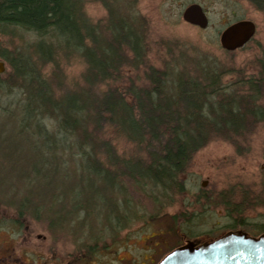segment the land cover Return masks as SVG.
<instances>
[{"label":"trees","instance_id":"1","mask_svg":"<svg viewBox=\"0 0 264 264\" xmlns=\"http://www.w3.org/2000/svg\"><path fill=\"white\" fill-rule=\"evenodd\" d=\"M249 1L264 9V0ZM81 7L79 0H0V34L22 28L33 35L19 47L0 45L6 65L0 73V198L16 213L10 222L18 230L27 218H44L53 230L69 226L84 242L74 257L86 263V252L91 256L105 236L115 240L137 218L124 200L123 180L150 199L151 216H161L165 200L182 193L180 176L194 152L215 137L236 146L264 120V61L240 91L220 97L216 73L194 68L195 77L185 68L148 66L140 37L126 34L123 25L115 30L112 17L102 30L89 24ZM69 57L83 68L78 81L61 88L59 65ZM136 68L144 75L140 85L124 83L128 69ZM202 196L185 204L192 212L181 208L169 217L180 241L197 238L189 224L200 205H221L201 190ZM220 203L232 222L206 240L236 229L264 232V225L241 216L243 200Z\"/></svg>","mask_w":264,"mask_h":264},{"label":"rangeland","instance_id":"2","mask_svg":"<svg viewBox=\"0 0 264 264\" xmlns=\"http://www.w3.org/2000/svg\"><path fill=\"white\" fill-rule=\"evenodd\" d=\"M79 1L89 24H99L102 30L112 17L113 20L118 19L117 25L114 21L115 30L123 25L126 34L140 37L148 66L169 70L174 66L178 70L185 68L195 77L194 68H203L208 74L216 73L219 76L217 84L223 91L220 97L240 91L249 77L259 74L260 61H264V9L257 8L249 0ZM193 2L200 4L208 17L205 29L188 24L181 18L183 7ZM237 19L253 21L256 31L243 47L225 51L218 41L219 32L227 23ZM126 24L129 25L127 29L124 28ZM32 39V33L22 28L12 31L7 28L0 34V45L19 47ZM0 62L5 70L4 61L0 59ZM82 68L78 57L62 59L58 69L62 76L61 88L78 81ZM141 69H128L124 83L134 81L140 85L144 76ZM43 70L47 73L52 71L49 66ZM198 77L201 79L202 75ZM245 133L236 146L215 137L194 152L180 176L182 193L174 195L170 202L165 200L167 205L161 216H151L154 208L150 199L134 190L131 181L123 180L124 200L130 205V211L137 213V218L121 229L115 240L105 236L96 244L91 256L86 252V263L74 257L84 242H80L69 226L60 225L64 230H53L44 218H27L20 230L12 227L10 221L16 213L5 206V196L2 195L0 264H155L172 247L185 242L179 240L180 235L169 230V217L178 211L181 213V208L187 209L186 203L197 198L202 202L203 196L198 197L201 190L206 197L213 198L215 204L221 205L202 204L196 209L200 216H195L189 226L197 233V240L213 237L216 229H228L232 220L225 216L220 202L239 204L243 200L241 216L244 220L252 225H264V120L249 127ZM65 198L68 203L70 194ZM114 199L119 205L123 204L122 196L116 194ZM187 211L192 212V209ZM64 213L67 214L66 211ZM97 226V222H90L88 227L94 229Z\"/></svg>","mask_w":264,"mask_h":264},{"label":"water","instance_id":"3","mask_svg":"<svg viewBox=\"0 0 264 264\" xmlns=\"http://www.w3.org/2000/svg\"><path fill=\"white\" fill-rule=\"evenodd\" d=\"M180 15L184 22L200 29L208 26V17L198 3L184 6ZM255 31L253 21L235 20L220 30V47L225 51L241 48L253 37ZM3 70L0 62V73ZM156 264H264V232L251 236L237 229L211 240H186L168 251Z\"/></svg>","mask_w":264,"mask_h":264},{"label":"bare ground","instance_id":"4","mask_svg":"<svg viewBox=\"0 0 264 264\" xmlns=\"http://www.w3.org/2000/svg\"><path fill=\"white\" fill-rule=\"evenodd\" d=\"M250 39H251V38H250ZM246 43H247V42H246ZM246 43H245V44H246ZM245 44H244V45H245ZM229 52H231V51H229Z\"/></svg>","mask_w":264,"mask_h":264},{"label":"flooded vegetation","instance_id":"5","mask_svg":"<svg viewBox=\"0 0 264 264\" xmlns=\"http://www.w3.org/2000/svg\"><path fill=\"white\" fill-rule=\"evenodd\" d=\"M250 40H251V39H250ZM250 40H249V41H250ZM249 41H248V42H249Z\"/></svg>","mask_w":264,"mask_h":264}]
</instances>
